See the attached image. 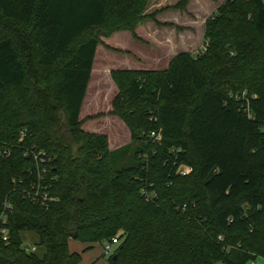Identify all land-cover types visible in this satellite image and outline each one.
<instances>
[{"label": "trees", "instance_id": "trees-1", "mask_svg": "<svg viewBox=\"0 0 264 264\" xmlns=\"http://www.w3.org/2000/svg\"><path fill=\"white\" fill-rule=\"evenodd\" d=\"M149 1L0 0V217L12 206L0 264H82L72 239L88 249L116 239L109 264L264 260V0L221 4L204 54L111 73L110 115L130 131L131 164L114 165L131 148L113 153L82 128L101 38L128 31L143 42L137 27L158 14H145ZM32 150L51 160L45 205L28 193ZM25 231L43 256L23 248Z\"/></svg>", "mask_w": 264, "mask_h": 264}, {"label": "rangeland", "instance_id": "rangeland-1", "mask_svg": "<svg viewBox=\"0 0 264 264\" xmlns=\"http://www.w3.org/2000/svg\"><path fill=\"white\" fill-rule=\"evenodd\" d=\"M225 1L226 0H194V4L191 5L189 10H185V12L181 11L180 18L178 19L182 27H185L181 28V32H183V30L188 32L184 36L178 37V48H189L193 55H198L201 49H203L201 36L204 24L214 15L216 6ZM167 33L174 35V32L171 30H168ZM90 35L91 34L88 36ZM128 35L129 33L113 36L110 39H103L104 47H100V51L97 53V63L93 73V79L90 82L80 117L83 130L106 136L111 152L116 153L122 149L131 148L127 156L121 157L120 160H115L114 165L116 168L131 164V159L133 158L136 148L135 144L132 142L130 131L123 121L115 116L108 118L110 116L108 112L110 109L112 111V103L118 94V88L117 90H113L109 78L100 75V72L102 65L114 70L120 68L118 67L119 64H125L127 62L132 63L136 69L140 68V65L135 59L137 58L136 55H134L136 57L132 58V56L128 57L126 54L122 53L107 52L110 50L107 44L122 50H129L137 55H145V61L156 57L157 54L153 51L151 41H144L141 46H139L140 44L135 42L132 37ZM144 38L150 40L147 35H145ZM166 51L167 48L163 47L160 53H166ZM99 84H103V86L99 87ZM139 158H142V156ZM21 238L23 248H36V255L39 257L44 255L45 249L39 246V238L35 233L25 231L21 234ZM69 245L72 252H77L82 255V264H109V256L104 252L105 244L97 243L94 244L92 248L88 249L86 244L72 239ZM256 262L257 264H264V260L261 258H258ZM248 264H252V262Z\"/></svg>", "mask_w": 264, "mask_h": 264}, {"label": "crops", "instance_id": "crops-1", "mask_svg": "<svg viewBox=\"0 0 264 264\" xmlns=\"http://www.w3.org/2000/svg\"><path fill=\"white\" fill-rule=\"evenodd\" d=\"M183 0H150L147 10H146V15H154L155 13H158L156 16V21L147 19L143 21L142 23L139 24L137 27L135 33L138 36L139 39H141L143 42L144 41H151V45L153 48V51H155L156 57H153L147 61H145V55L142 54H134L129 50H122L119 48H116L110 44H107V46L110 48L109 51L107 52H114V53H122L126 54L128 57L132 56L136 57L135 58L140 65V68H135L132 63H125V64H119L118 67H120L118 70H114L110 67H105L102 65L100 75L107 76L110 80L111 86H113V90H117V86L112 80L111 73L113 71H156V72H162L168 69L172 59L178 55L181 52H189L191 53L189 48L181 47L178 48L179 46L177 45L178 39L182 36H184L188 31L181 32L182 25L180 24V21L178 18H180L181 11L185 12V10H189L191 8V5L194 4V0H190L189 4L187 5L185 10H176L174 7H176L179 3H181ZM223 4V3H221ZM219 4L216 6L215 13L218 9V7L221 5ZM214 13V14H215ZM158 24H157V23ZM206 24V22H205ZM205 24L201 36V40L203 41V45L205 42L204 35H205ZM173 31L174 35H170L167 33V31ZM129 33L128 36L132 37V39L140 44L141 46L142 42L137 41L134 39L133 35L131 32L128 31H121L114 33L107 37L106 39H110L113 36H120L121 34H127ZM147 35L150 40H146L144 36ZM179 37V38H178ZM105 37H102V41L104 42ZM100 47H104L103 45H100L97 49V53L100 51ZM163 47L167 48L166 53H160L161 50H163ZM200 50V49H199ZM95 57V63L92 71V78L93 79V73L96 67L97 63V54ZM136 55V56H134ZM129 60V58H128ZM126 67V68H125ZM91 82V81H90ZM90 85V84H89ZM103 84H99V87H102ZM111 112V109L109 110V114ZM112 116L110 115L108 118H111ZM115 118V117H114ZM117 119V118H116Z\"/></svg>", "mask_w": 264, "mask_h": 264}, {"label": "built area", "instance_id": "built-area-1", "mask_svg": "<svg viewBox=\"0 0 264 264\" xmlns=\"http://www.w3.org/2000/svg\"><path fill=\"white\" fill-rule=\"evenodd\" d=\"M207 48L203 45V49H201L199 55L204 54L206 52ZM250 117L252 115L248 113ZM22 136L24 137L25 134L23 133ZM152 137L156 139V141L161 140V134L153 133ZM25 156L29 157L34 160L35 167L28 170L29 174H36L37 181L33 182L31 185V190L29 193L31 200L33 202H40L41 204L45 205L48 204V202L53 201L54 199L50 196V186L45 184L46 176L49 174V164L51 160L47 157L46 153L39 152V151H26ZM192 173V169L187 166H181L178 169V174L181 176H187ZM11 204L6 202L4 204V213L0 217V236L2 237L4 242H8L9 240V230L6 227L7 225V215L5 214L6 211L11 209ZM118 245V241L116 239H113V241L104 247V252L106 255L110 256L114 253L115 247ZM36 248H26L27 252H36ZM252 264H257L256 261H253Z\"/></svg>", "mask_w": 264, "mask_h": 264}]
</instances>
